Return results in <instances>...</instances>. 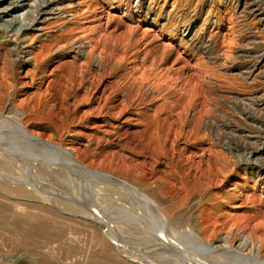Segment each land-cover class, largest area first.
<instances>
[{
  "label": "rangeland",
  "instance_id": "374dc122",
  "mask_svg": "<svg viewBox=\"0 0 264 264\" xmlns=\"http://www.w3.org/2000/svg\"><path fill=\"white\" fill-rule=\"evenodd\" d=\"M63 1L36 31L0 19V158L14 170L0 169V264H115L106 247L130 264H226L188 245L193 228L212 249L242 239V255L264 260V184L247 165L264 168V0ZM15 121L61 150L54 160L71 154L97 176L22 156ZM40 160L63 167L74 191L25 166ZM100 175L132 189L102 192ZM27 210L43 219L27 222ZM46 222L65 239L31 227ZM161 229L175 245L162 246Z\"/></svg>",
  "mask_w": 264,
  "mask_h": 264
},
{
  "label": "bare ground",
  "instance_id": "6f19581e",
  "mask_svg": "<svg viewBox=\"0 0 264 264\" xmlns=\"http://www.w3.org/2000/svg\"><path fill=\"white\" fill-rule=\"evenodd\" d=\"M28 1V3H26ZM63 0H0V19L3 21V25H2V27L1 28H3L4 30H8L9 28H11L13 25H15V26H17V27H14V28H16L15 29V32L17 33V31H21V30H24V31H29V30H31V31H36V30H39V26H41V25H43V24H45L49 19H50V17H53V16H57V15H61V9H63L62 7H61V5H63ZM138 3H139V0H136V6H138ZM27 9H29L28 11H26L25 12V10H27ZM54 18V17H53ZM47 24V23H46ZM41 29V28H40ZM184 33H186L187 35H189L190 34V32H191V27L189 26V25H187L186 27H185V29H184V31H183ZM27 58V57H26ZM26 58H24L23 60H25L26 62H29V59L27 60ZM38 61V60H37ZM39 63H40V61H39ZM37 64H38V62H37ZM231 65H232V63H231ZM39 67V66H38ZM37 67V68H38ZM214 123V122H213ZM7 127H10V125L7 123V122H5L4 120H3V118H2V116H0V130L1 129H3V128H7ZM11 127H14V129H16V131H18V132H16V133H19L20 134V137H19V139L21 140V141H23V146H24V149H23V152H22V156H32L33 158H34V160H36V159H38L39 157H35V155H38V156H44L43 158H44V161L46 162V161H48V162H57L56 160H58L59 158H63V160H64V162L66 163V165H67V163H68V167H66L70 172L72 171H75V173L77 174V173H79V174H82L83 175V177H84V175L85 174H89V175H95V176H97V174L95 173V172H93V171H90V170H88V169H86V168H83V166L81 167L76 161H75V159H74V157H73V155H71V154H68V153H66V156L64 155H60V157L58 156V154H56L57 156H58V158L56 159V160H54L53 159V153L54 152H58V153H61V150H59L58 148H56V147H53V146H50L51 145V143H47V142H45L44 140H42L41 138H39V137H37V136H34V135H32V134H30L29 132H28V130L19 122V121H15L14 122V126L12 125ZM14 134H15V132H14ZM18 134V135H19ZM42 141V142H41ZM11 143V142H10ZM22 146V147H23ZM31 149H35V150H31ZM44 150H47L49 153L48 154H45L43 151ZM52 150V151H51ZM0 154H3V152H1L0 151ZM35 154V155H34ZM62 154V153H61ZM4 155V154H3ZM254 156H257V158H259V159H263L264 158V147L263 148H260V149H256L255 151H254ZM2 158V157H1ZM1 158H0V169H1V171L2 172H7V173H11V172H13L14 170H13V165H11L10 163H8V162H6V161H2L1 160ZM48 158V159H47ZM11 159V158H10ZM29 160V159H28ZM31 161V160H30ZM28 163V162H27ZM31 163H32V161H31ZM58 163V162H57ZM249 163V162H248ZM24 164V163H23ZM25 165V164H24ZM55 165H57V164H55ZM248 165V167H250V169L252 170V174L256 177V179H258V181L259 182H262L263 184H264V168H263V166H261V164H259V163H252V164H247ZM23 166V165H22ZM27 168H30V169H36V171L44 178V179H47L48 180V182H50L51 184H54V185H61V186H66L65 188H66V190H68L69 192H71L70 190H73L70 186V184L75 180V178H73L72 176H70L66 171H64V170H62V168L61 169H59V170H54V169H56V168H54V167H52V166H47V165H45V163H43L41 160H40V163H38V164H34V165H31V164H26L25 165ZM53 168V169H52ZM58 169V168H57ZM29 170V169H28ZM1 174V173H0ZM14 174V173H13ZM12 173H11V175H13ZM31 174V173H30ZM34 174H36V173H34ZM79 174H77V175H79ZM7 175V174H6ZM88 175V176H89ZM36 176V175H35ZM34 176V177H35ZM39 177V178H42V177ZM80 176V175H79ZM86 176V175H85ZM77 177V176H76ZM72 178H73V181H72ZM85 178V177H84ZM87 178V177H86ZM99 178L102 180V183L104 184L101 188L99 187L98 188V190H100V191H102V192H104V191H108V190H110V189H113V191L115 190V192H118L120 195H122L123 193H124V190L125 189H129V188H131L132 189V187L131 186H129V184H127V183H119L120 185H118V184H116V183H113V180H112V177L111 176H108V175H100L99 176ZM83 179V178H82ZM27 180V179H26ZM42 180V179H41ZM80 180V179H79ZM89 180V179H88ZM118 181V180H117ZM75 182H76V180H75ZM120 182V181H119ZM22 183V182H21ZM74 183V182H73ZM16 184H18L17 182H16ZM34 184V183H33ZM2 185V184H1ZM8 185V184H7ZM21 185V184H20ZM25 185H26V183H25ZM80 185V184H79ZM3 186V185H2ZM11 186V185H10ZM29 186V185H28ZM59 187V186H58ZM86 187H87V185H86ZM117 187H118V190H117ZM48 188V187H47ZM71 188V189H70ZM3 190H5V191H7V192H9V193H13V192H15L19 197H22V198H25V197H27V198H29V197H32L33 196V193L29 190V189H27L26 188V186L24 187L23 185L22 186H19L18 185V187H16L15 189H12V188H9L8 186H3V188H2ZM70 189V190H69ZM133 190H135V189H133ZM13 191V192H12ZM74 191V190H73ZM88 191V190H87ZM112 191V192H113ZM115 192H113V193H115ZM100 193V192H99ZM107 193V192H106ZM120 195H119V197H120ZM95 196V195H94ZM117 196V195H116ZM152 197V196H151ZM161 200V199H160ZM74 201V200H73ZM167 201V200H166ZM5 203V202H4ZM85 203V202H84ZM163 203L164 202H160V204H162L163 205ZM64 204V203H63ZM159 204V203H158ZM26 205V204H25ZM29 205V204H28ZM66 205H69L70 206V204H67L66 203ZM139 205V204H138ZM66 207H68V206H66ZM160 207V209H161V205L159 206ZM165 207V206H164ZM69 208V207H68ZM88 210V209H87ZM100 210V209H99ZM158 210V209H157ZM162 210V209H161ZM170 210V209H169ZM3 211V210H2ZM38 211V210H37ZM92 211V210H91ZM104 211V210H103ZM151 211V210H150ZM6 212V211H5ZM147 212V211H146ZM4 212H0V216L3 214ZM26 213V217H27V219L28 220H26V219H23V220H26L27 222H29L30 221V219H31V216H33V217H35V219L37 218V220H39L40 218H42L43 219V217L40 215V214H37L36 212L35 213H33L32 211H30V210H27V212H25ZM25 213H23V214H25ZM32 213V214H31ZM163 213H165L164 211H163ZM174 213V212H173ZM159 214H160V212H159ZM159 214H158V217H159ZM178 214V213H177ZM7 215V214H6ZM9 216H12V215H9L8 214V217ZM3 217H5L4 215H3ZM25 217V218H26ZM32 217V218H33ZM107 217V216H106ZM129 217V216H128ZM180 217V216H179ZM189 217V216H188ZM187 217V218H188ZM182 218V217H181ZM11 219V218H10ZM104 219V218H103ZM32 220V219H31ZM50 220V219H49ZM32 221H34V220H32ZM53 221H54V218H53ZM59 221V220H58ZM104 221V220H103ZM166 221V220H165ZM3 222H4V218H3ZM24 222V221H23ZM141 222V221H140ZM143 222V221H142ZM48 222H46V224L45 223H42V224H39V225H35V227L34 226H31L32 227V229L36 232V231H41V230H47V228L49 229L50 228V230L52 229V230H54L53 232H52V234H51V236L53 235V237H55V238H64L65 239V237H64V233H63V231H62V227H60V225L57 223V222H53V223H49V224H47ZM68 223V222H67ZM203 223V225H204V223H205V221L204 222H202ZM133 224V223H132ZM143 224V223H142ZM200 225H201V223H200ZM202 225V226H203ZM246 225V224H245ZM142 226V225H141ZM149 226V225H148ZM188 226V225H187ZM205 226V225H204ZM203 226V227H204ZM208 226V225H207ZM247 226V225H246ZM250 226V225H249ZM21 227V226H20ZM29 227V226H28ZM34 227V228H33ZM125 227V226H124ZM199 227H201V226H199ZM202 227V228H203ZM248 227V226H247ZM77 228V227H76ZM84 228V227H83ZM132 228H133V226H132ZM151 228V227H150ZM149 228V229H150ZM189 228V227H188ZM207 228H209V227H207ZM214 228V227H213ZM244 228H245V226H244ZM22 229V228H21ZM31 229V228H30ZM30 229H29V232L28 233H30ZM31 229V230H32ZM64 229V228H63ZM73 229V228H72ZM94 229V228H93ZM93 229H92V231H84V230H80L79 229V231H77L76 229V231L74 232V231H72V233L74 232V234H72L70 237H76V238H78L79 237V241H82L83 240V238H84V235H85V240L86 241H95L94 242V244L95 243H97V234H96V230L95 231H93ZM124 229V228H123ZM136 229V228H135ZM200 229V228H199ZM218 229V228H217ZM217 229H216V231H217ZM51 230V231H52ZM208 229H206L205 230V232L207 231ZM214 230H215V228H214ZM246 230V229H245ZM251 230V229H250ZM33 231V232H34ZM42 231V232H43ZM134 231V230H133ZM151 231H152V229H151ZM200 231H201V229H200ZM211 231H212V228H211ZM219 231V230H218ZM258 231V230H257ZM32 232V231H31ZM71 232V231H70ZM147 233L149 232V231H146ZM157 232V231H156ZM203 231H201V233H202ZM144 233V232H143ZM150 233H152V232H150ZM166 232H165V230H163V229H161L160 230V235L158 234H156V237H158V238H160V240L162 241L161 243H163L162 244V246L164 247V246H167L168 245V243H170V244H173V243H176V242H174L175 240H174V237H170L169 235H168V237H169V239H170V241H167V240H165L164 238H163V236H166V234H165ZM201 233H200V235H201ZM207 233V232H206ZM205 233V234H206ZM213 233V232H212ZM215 233V232H214ZM213 233V234H214ZM71 234V233H70ZM135 234V233H134ZM153 234V233H152ZM155 234V233H154ZM154 234H153V236H154ZM162 234V235H161ZM164 234V235H163ZM188 234V233H187ZM210 233H208V235H209ZM213 234H212V236H213ZM238 234V233H237ZM67 235V234H66ZM65 235V236H66ZM81 235L83 236V238H81ZM144 235V234H143ZM145 235H147V234H145ZM149 235V234H148ZM185 237H186V235L185 234H183ZM216 235L217 234H215V236H213V237H211V238H215L216 237ZM12 236V235H11ZM69 236V235H68ZM68 236H67V238H68ZM162 236V237H161ZM184 236H180V238L181 239H183L184 238ZM207 236V235H206ZM211 236V235H210ZM240 236V235H239ZM238 236V237H239ZM99 237V236H98ZM155 237V236H154ZM238 237H236V238H238ZM75 238V239H76ZM100 238V237H99ZM179 238V239H180ZM187 239H186V241L187 240H189V241H187L188 242V245L190 244L191 246H194L196 249H197V251L199 250V253H200V256H202L204 259H203V261H206V262H208V261H214V263L215 262H226V264L228 263V264H264V260H261V258H257L254 254L253 255H251V256H244V255H242V253H241V251H242V248L243 247H246L248 244L246 243V244H244V242H243V240L241 239L240 240V243L238 244V246H236V248H235V250H233L234 249V247H233V249H229L228 247H226V245L227 246H229V244H226V241H224V244H226V245H224L226 248H228V249H225L224 247H220V249L219 248H217V249H212V247H214V246H210L208 243H206V242H204V241H202V239H201V237L196 233V231H195V228H193L192 230H190V232H189V235H188V237H186ZM204 238V237H203ZM217 238H218V235H217ZM72 239V238H71ZM75 239H73V240H75ZM81 239V240H80ZM101 239V238H100ZM100 239H99V241H100ZM166 239H168V238H166ZM168 239V240H169ZM212 239V240H213ZM216 239V238H215ZM214 239V240H215ZM238 239H240V238H238ZM23 240V239H22ZM68 240H70L69 238H68ZM76 240H78V239H76ZM75 240V241H76ZM84 240V241H85ZM119 240V239H118ZM174 240V241H173ZM183 240H185V239H183ZM7 241H9V240H7ZM84 241H82V242H84ZM172 241H173V243H172ZM222 241V242H223ZM239 241V240H238ZM74 242V241H73ZM102 242H104V241H102ZM181 242H182V240H181ZM186 242V243H187ZM227 242H229V241H227ZM232 242H233V240H232ZM88 243V242H87ZM100 243V242H99ZM98 243V244H99ZM183 243H185V242H183ZM230 243H231V241H230ZM236 243H238V242H236ZM235 243V244H236ZM76 244V243H75ZM80 244H82V243H80ZM89 244V243H88ZM91 244V243H90ZM182 244V243H181ZM92 245H93V243H92ZM99 245H101L102 246V243L101 244H99ZM104 245H105V243H104ZM107 245V244H106ZM173 245H175V244H173ZM223 245V244H222ZM13 246V245H12ZM183 246H184V244H183ZM186 246V245H185ZM230 246H232V244L230 245ZM229 246V247H230ZM95 247H97V246H95ZM188 247H190V246H188ZM5 248V247H4ZM3 248V249H4ZM10 248V247H9ZM94 248V247H93ZM107 248V250L106 251H104L105 250V248H104V252L102 251L101 253L102 254H105L106 255V257H107V259H109L108 257H112V260L115 258V261H114V263L115 264H130V262H126L125 260L123 261V260H121V258H120V256L116 253V254H114L113 252H111V251H113V250H110V249H108V247H106ZM176 249H177V247H175ZM179 248V247H178ZM101 249V248H100ZM181 249V248H180ZM183 249H184V247H183ZM194 249V248H193ZM195 249V250H196ZM95 250V249H94ZM99 250V249H98ZM191 250V249H190ZM190 250H189V252H190ZM101 251V250H100ZM182 251H184V250H182ZM196 251V253H198ZM59 252V251H58ZM180 252V251H179ZM185 252H186V250H185ZM184 252V253H185ZM187 252H188V250H187ZM188 252V253H189ZM191 252H192V250H191ZM83 253V252H82ZM95 253V252H94ZM97 253V252H96ZM187 253V254H188ZM241 254V255H239V254ZM55 254V253H54ZM92 254V253H91ZM178 254V253H177ZM156 255V254H155ZM193 255V254H192ZM53 256V255H52ZM63 256H65V255H63ZM199 256V255H198ZM92 257V259H93V256H91ZM90 257V258H91ZM132 257H134V256H132ZM195 257V256H194ZM89 258V259H90ZM56 259V258H55ZM201 260H202V258H200ZM199 259V260H200ZM86 260V259H85ZM94 260V259H93ZM110 260V259H109ZM197 261V260H196ZM90 264H92L91 262V259H90ZM100 262V261H99ZM99 262L97 263V264H99ZM195 262V261H194ZM200 262V261H199ZM106 263V262H105ZM45 264V263H44ZM93 264H96V263H94V261H93ZM203 264V263H202ZM204 264H206L205 262H204Z\"/></svg>",
  "mask_w": 264,
  "mask_h": 264
}]
</instances>
